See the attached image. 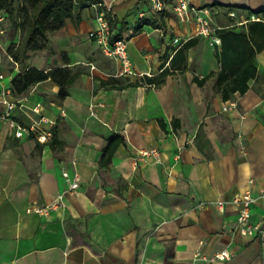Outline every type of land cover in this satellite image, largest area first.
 <instances>
[{
	"label": "crops",
	"instance_id": "0c3cea01",
	"mask_svg": "<svg viewBox=\"0 0 264 264\" xmlns=\"http://www.w3.org/2000/svg\"><path fill=\"white\" fill-rule=\"evenodd\" d=\"M188 2L216 30L239 32L246 18H237L264 11V0ZM102 10L116 21L112 35L126 40L133 75H120L121 63L102 52L107 60L98 58L100 47L88 38ZM52 39L60 65L45 71L77 73L65 98L56 99L59 89L50 80L22 97L2 96L20 72L13 62L0 81V114L5 102L17 101L12 120L38 124L17 138L0 120V264H264V243L239 234L232 207L221 213L215 206L250 192L251 221L264 225V51L256 54L248 90L223 100L215 77L196 82L220 71V47L198 35L195 16L181 21L172 3L160 14L150 0L76 7ZM175 39L195 40L184 61ZM103 62L111 70L99 69ZM110 78L130 85L101 87ZM45 97L52 100L43 106ZM37 104L40 113L32 111ZM47 132L55 133V144L51 137L37 141ZM113 135L124 141L102 165ZM150 149L158 157L138 159ZM64 171L78 176L75 191ZM221 252L229 259L215 260Z\"/></svg>",
	"mask_w": 264,
	"mask_h": 264
},
{
	"label": "trees",
	"instance_id": "16d2710c",
	"mask_svg": "<svg viewBox=\"0 0 264 264\" xmlns=\"http://www.w3.org/2000/svg\"><path fill=\"white\" fill-rule=\"evenodd\" d=\"M102 0H0V13L6 14L11 27L18 33V44L9 49L10 59L20 66V72L11 79V95L15 98L22 97L38 83L50 80L58 87L57 98H65L67 88L74 82L77 73L72 74L68 67L55 68L49 71L40 70L25 65L28 51H41L43 46L39 40H46L47 35L60 31L66 21L74 18L76 7L80 9L99 5ZM108 22L109 31L115 29L116 21L111 14L102 10ZM259 18L251 21V17ZM143 23V22H142ZM220 38V50L216 51V57L220 71L210 73L201 80H196L198 85H203L205 80L215 77V86L221 93L223 100H228L233 93L243 95L248 90V81L257 75L255 64L256 54L264 51V11L248 12L246 23L241 25L239 32L232 29L216 30ZM122 39L120 35L111 36V41ZM195 45V40H188L182 44L177 55H182L190 47ZM69 64L66 59V63ZM149 83H154L148 78ZM103 88L122 89L130 84H115L110 78L101 80ZM123 138L113 135L108 139L103 149L100 164L108 165L117 147L123 143ZM56 143L55 133H52L50 145Z\"/></svg>",
	"mask_w": 264,
	"mask_h": 264
},
{
	"label": "built area",
	"instance_id": "2783aa9c",
	"mask_svg": "<svg viewBox=\"0 0 264 264\" xmlns=\"http://www.w3.org/2000/svg\"><path fill=\"white\" fill-rule=\"evenodd\" d=\"M172 3L174 5V11L176 12L179 19L183 22H190L192 15L195 16V23L197 27L198 35L210 39V45L215 47H220L221 41L216 34V29L210 24V21L200 15V11L189 5L188 0H150L151 11L154 14H160L163 12L166 3ZM233 17V14H230ZM3 20V16L0 14V22ZM259 18H251V21H258ZM96 27L88 34V38L94 41L101 49V52L108 58L118 61L122 65L120 70V75H133L131 70V64L129 62L126 53V40L120 39L116 41H111L112 33L109 31L108 22L105 19L104 13L99 12L95 17ZM174 44L181 46L183 43H179L178 39L174 40ZM94 69V67H91ZM4 79L3 75H0V81ZM2 96L11 95V88H4L1 91ZM17 101L5 102V110L0 114L1 121H8L10 126L15 129V137L20 138L24 133L35 131L38 129V124H32L29 127H22L12 120V113L16 108ZM234 107L233 103L224 107L223 110L226 111ZM33 112L40 113L41 106L37 104L33 109ZM40 122L48 123L49 121L44 117H40ZM51 137V133H42L37 137V141L40 143H46L47 138ZM159 152L156 149H150L147 151L139 152L138 159L144 160L149 156L158 157ZM62 177L68 183V190L75 191L79 186V178L77 175L70 177L67 172H62ZM63 195H58L50 208L58 205L62 200ZM255 203V199L250 194L246 192L244 194L238 195L230 201H216V209L223 213L228 207H232L236 212V223L238 226V232L242 236L246 237H256L262 243H264V225L260 222L251 221V208ZM42 213L44 209H27V212ZM199 255V254H198ZM215 260H227L229 259V254L227 252L216 253L214 255Z\"/></svg>",
	"mask_w": 264,
	"mask_h": 264
},
{
	"label": "rangeland",
	"instance_id": "374dc122",
	"mask_svg": "<svg viewBox=\"0 0 264 264\" xmlns=\"http://www.w3.org/2000/svg\"><path fill=\"white\" fill-rule=\"evenodd\" d=\"M3 16V20L0 22V75H8L13 67V63L9 56V49L12 46H16L19 42L18 33L14 31L11 27L10 22L4 13H0ZM248 18V14L244 13L243 18H237L238 20H242ZM56 33V32H55ZM54 33H50L47 35L46 40H39V43L43 46L41 51H28L25 60V65L29 67H34L40 70H46L49 67L59 66L60 61V51L56 46L55 42L52 39V35ZM103 54V53H102ZM101 54V50H98V58H103ZM108 58V57H107ZM110 59V58H109ZM115 61L114 59H111ZM110 61V60H109ZM101 62V61H100ZM112 62V61H110ZM102 63V62H101ZM20 67V66H19ZM99 69H103L107 71L109 65L107 62H103V64H99ZM6 81V78L4 79ZM57 99V96H55ZM52 98L48 99L45 97L43 99V106L47 105L48 102H51Z\"/></svg>",
	"mask_w": 264,
	"mask_h": 264
}]
</instances>
